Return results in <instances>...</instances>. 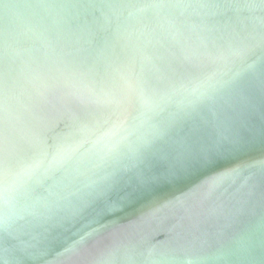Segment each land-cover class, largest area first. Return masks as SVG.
Returning <instances> with one entry per match:
<instances>
[{
  "label": "water",
  "instance_id": "obj_1",
  "mask_svg": "<svg viewBox=\"0 0 264 264\" xmlns=\"http://www.w3.org/2000/svg\"><path fill=\"white\" fill-rule=\"evenodd\" d=\"M0 264H264V0H0Z\"/></svg>",
  "mask_w": 264,
  "mask_h": 264
}]
</instances>
